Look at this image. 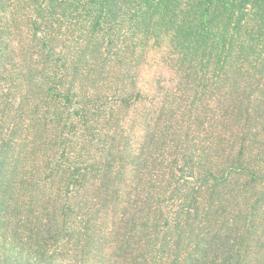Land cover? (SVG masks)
<instances>
[{
	"label": "trees",
	"instance_id": "1",
	"mask_svg": "<svg viewBox=\"0 0 264 264\" xmlns=\"http://www.w3.org/2000/svg\"><path fill=\"white\" fill-rule=\"evenodd\" d=\"M24 1L0 0V264H264V0ZM163 36L180 82L135 141Z\"/></svg>",
	"mask_w": 264,
	"mask_h": 264
},
{
	"label": "rangeland",
	"instance_id": "2",
	"mask_svg": "<svg viewBox=\"0 0 264 264\" xmlns=\"http://www.w3.org/2000/svg\"><path fill=\"white\" fill-rule=\"evenodd\" d=\"M5 10L14 11L15 18L21 22L23 19V9L27 6V1L24 0H4ZM22 11V13H20ZM21 20H20V19ZM84 18V13L81 7H76L70 13L67 19V25L70 30V34L74 38L80 36V32L77 31V27L80 26V21ZM9 19H7V22ZM13 35H15L13 33ZM162 45H155L154 41L149 45L145 53V60L142 65L138 68V74L136 78L137 89L141 92L145 99V102L138 104L136 109H132L131 115L129 117V122L127 123V130L130 128L133 131V137L136 140H140L143 137V129L141 126L135 125L137 122L138 115H140L144 110L154 109V103L159 101L162 102L163 98H167L171 95V91L175 90L180 78L176 75V68H172V63L169 61V38L163 36ZM167 57V58H165ZM138 114V115H137Z\"/></svg>",
	"mask_w": 264,
	"mask_h": 264
}]
</instances>
